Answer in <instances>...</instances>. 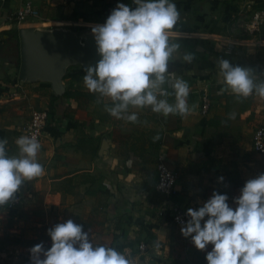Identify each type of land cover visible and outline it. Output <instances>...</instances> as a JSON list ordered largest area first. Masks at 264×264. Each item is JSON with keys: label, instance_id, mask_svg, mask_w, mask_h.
Masks as SVG:
<instances>
[{"label": "crops", "instance_id": "obj_1", "mask_svg": "<svg viewBox=\"0 0 264 264\" xmlns=\"http://www.w3.org/2000/svg\"><path fill=\"white\" fill-rule=\"evenodd\" d=\"M22 1L0 0V139H7L9 155L17 154L15 140L23 136L30 111L45 110L37 154L44 171L21 184L17 206H0V262L10 254L8 264H32L30 249L40 243L50 248L47 230L71 219L89 232L94 244L129 252L139 264H207L200 257L212 245L197 249L168 212L160 213L163 196L154 187L155 158L160 152L176 172L168 206L198 209L217 191L235 209L234 197L245 182L264 173V154L251 149L253 130L264 125V98L253 94L238 101L229 92L220 93L219 58L252 68L258 79L264 78V31L254 36L228 31L231 15L247 12L246 0H173L180 12L172 33L181 44L175 56L190 52L194 59L188 63L174 58L169 74L188 82L192 110L184 117H165L150 108L130 109L138 112V123L118 120L104 110V103H97L98 94L84 86L85 68L66 72L63 104L51 98L46 84L18 82V39L9 33L16 24L8 16ZM31 2L41 25L82 28L103 24L118 3L135 7L133 0ZM223 46L231 52L224 53ZM202 93L209 99L205 113L200 112ZM168 99L174 103V97ZM105 136L111 144L110 165L97 156ZM139 243L145 250L138 249Z\"/></svg>", "mask_w": 264, "mask_h": 264}, {"label": "clouds", "instance_id": "obj_2", "mask_svg": "<svg viewBox=\"0 0 264 264\" xmlns=\"http://www.w3.org/2000/svg\"><path fill=\"white\" fill-rule=\"evenodd\" d=\"M133 4L118 3L103 24L92 26L100 59L85 68L84 86L98 94L97 103H104V110L118 120L138 123V112L130 109L144 108L165 117H184L192 110L187 99L189 84L169 74L174 58L188 63L194 59L190 52L175 56L181 44L172 33L180 12L173 0H133ZM217 63L224 85L221 94L229 92L238 101L253 94L264 98V78L258 79L252 68L233 65L225 58ZM169 97H174V103ZM7 144L6 138L0 139V206L13 199L24 181L44 171L37 158L41 144L35 136L17 138L15 155H9ZM227 201L226 194L213 191L203 206L187 209L190 218L182 222V235L190 237L199 250L212 245L206 253L207 264H264V173L245 182L240 195L234 197L235 209ZM47 232L51 247L34 245L32 264H139L129 252L94 244L89 232L71 219Z\"/></svg>", "mask_w": 264, "mask_h": 264}, {"label": "water", "instance_id": "obj_3", "mask_svg": "<svg viewBox=\"0 0 264 264\" xmlns=\"http://www.w3.org/2000/svg\"><path fill=\"white\" fill-rule=\"evenodd\" d=\"M15 29L19 50L16 79L19 83L46 84L61 104L65 100L66 70L72 66H94L100 59L91 29L77 32L61 25L47 27L31 18L17 22ZM110 150V141L105 136L97 152L100 162L110 165Z\"/></svg>", "mask_w": 264, "mask_h": 264}, {"label": "built area", "instance_id": "obj_4", "mask_svg": "<svg viewBox=\"0 0 264 264\" xmlns=\"http://www.w3.org/2000/svg\"><path fill=\"white\" fill-rule=\"evenodd\" d=\"M251 2L245 3V8L249 12H234L227 23L231 31L238 30V34L243 36H254L264 31V9H252ZM31 18L39 22V11L35 8L31 0H23L17 9L8 16V20L17 24L22 19ZM40 24V23H39ZM224 53L229 54L231 48L223 46ZM209 107V99L205 93L200 96V112L205 113ZM47 120V113L45 110L32 109L29 114L28 121L22 127L23 135L35 136L40 142L44 125ZM251 149L258 154H264V125H258L252 132ZM155 189L162 194L163 201L160 208V213L163 216L166 212L169 213L170 221L173 224L182 226V222L186 223L190 218L186 215L187 209H197L195 205H188L180 207L177 205L168 206L169 197L173 191L176 181V172L166 165L164 158L160 152L155 158ZM19 203V195L15 193L13 199L4 207L12 209ZM146 246L143 243L138 244L139 250H145ZM11 255L7 254L3 257L0 264H8ZM31 260V257H30ZM32 261V260H31Z\"/></svg>", "mask_w": 264, "mask_h": 264}, {"label": "trees", "instance_id": "obj_5", "mask_svg": "<svg viewBox=\"0 0 264 264\" xmlns=\"http://www.w3.org/2000/svg\"><path fill=\"white\" fill-rule=\"evenodd\" d=\"M254 3H256V6H253L252 7V9H257V8H264V3H262V2H260V0H256V1H253ZM253 2H251V5H253ZM234 9V8H233ZM82 15V17H86V15L85 14H81ZM9 33H11L15 38H17V32H16V29L15 28H13L12 30H10L9 31ZM80 67V66H79ZM71 67H69L67 70H66V72L70 69ZM65 76H66V73H65V75H64V77H63V79L65 78ZM14 77V76H13ZM16 78V77H15ZM66 89V88H65ZM50 96H51V98L53 99V100H56L57 98L55 97V96H53L52 94H50ZM67 96V91L65 90L64 91V97H66Z\"/></svg>", "mask_w": 264, "mask_h": 264}, {"label": "rangeland", "instance_id": "obj_6", "mask_svg": "<svg viewBox=\"0 0 264 264\" xmlns=\"http://www.w3.org/2000/svg\"><path fill=\"white\" fill-rule=\"evenodd\" d=\"M253 6H256V3L253 2V5H251V8H252ZM244 9H246V8H244ZM246 13L248 14L249 12L247 11ZM38 23H39V22H38ZM54 25H61V26H64V27H71V26H68L67 23H63V24H58V23H57V24H56V23H48V24H44L43 26H47V27H49V26H54ZM71 28L75 29L77 32H80V31H82L83 29H91L90 27H88V28H82V27H79V26H74V27H71ZM228 31H231V30L229 29V26H228ZM237 31H238V30H236V31L234 30V31H231V32L238 33ZM72 67H74V66H72ZM200 258L206 260V255L201 256ZM206 261H207V260H206Z\"/></svg>", "mask_w": 264, "mask_h": 264}]
</instances>
